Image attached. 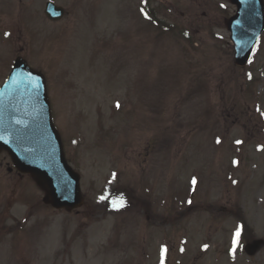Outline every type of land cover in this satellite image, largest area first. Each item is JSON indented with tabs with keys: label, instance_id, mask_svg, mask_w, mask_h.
<instances>
[{
	"label": "rangeland",
	"instance_id": "rangeland-1",
	"mask_svg": "<svg viewBox=\"0 0 264 264\" xmlns=\"http://www.w3.org/2000/svg\"><path fill=\"white\" fill-rule=\"evenodd\" d=\"M47 1L69 18L48 24ZM109 1L0 0V67L6 51L8 59L21 49L30 67L51 70L54 124L85 200L77 214L45 211L26 177L0 184V264H264V245L247 256L239 239L233 251L242 217L245 241L264 243V43L236 71L217 12L230 14L226 0H165L184 17L167 18L180 36L162 35L157 48L146 25L119 27L127 15L112 14ZM95 3L100 15L89 22L84 6ZM185 29L193 43L183 40ZM22 202L35 205L33 218ZM17 223L31 250L7 233Z\"/></svg>",
	"mask_w": 264,
	"mask_h": 264
},
{
	"label": "water",
	"instance_id": "water-1",
	"mask_svg": "<svg viewBox=\"0 0 264 264\" xmlns=\"http://www.w3.org/2000/svg\"><path fill=\"white\" fill-rule=\"evenodd\" d=\"M227 26L237 46V62L244 64L264 21L258 2L254 13H247L246 2ZM61 13L60 9L47 7ZM259 16H256V14ZM11 156L17 169L29 173L45 192V203L68 211L82 205L79 177L66 165L59 136L50 118L44 82L23 63L14 65L11 75L0 89V151ZM257 245L253 249H256Z\"/></svg>",
	"mask_w": 264,
	"mask_h": 264
},
{
	"label": "snow or ice",
	"instance_id": "snow-or-ice-1",
	"mask_svg": "<svg viewBox=\"0 0 264 264\" xmlns=\"http://www.w3.org/2000/svg\"><path fill=\"white\" fill-rule=\"evenodd\" d=\"M7 35V34H6ZM117 107H119V104H117ZM239 143V141L237 142ZM193 183H195V181H193ZM106 197H101L100 199H105ZM113 205H117V204H121L122 205V201H112ZM240 228L238 227L236 233L234 234V239H233V245H234V248H233V251L235 250V246L239 243V238H240ZM164 252H166V249H162V257H163V254ZM162 264H163V259H162Z\"/></svg>",
	"mask_w": 264,
	"mask_h": 264
}]
</instances>
